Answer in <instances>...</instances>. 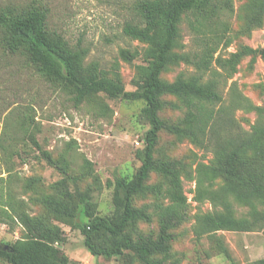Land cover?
Masks as SVG:
<instances>
[{"label": "rangeland", "instance_id": "1", "mask_svg": "<svg viewBox=\"0 0 264 264\" xmlns=\"http://www.w3.org/2000/svg\"><path fill=\"white\" fill-rule=\"evenodd\" d=\"M136 1L0 0V7L19 11L32 5L43 7L47 29L84 50V67L118 80L124 90L131 91L139 81L137 67L145 63L149 48L122 32L127 21H139ZM231 2V12L222 17L230 42L214 54L233 67L229 77H217L222 98L215 106L222 109L218 132L212 133L207 148H200L184 134L161 130L154 148V158L177 171L187 197L185 204L177 205L166 196L167 178L157 171L149 172L143 191L132 197L133 207L145 216L127 226L124 234L132 240H155L163 226L169 234L168 251L151 256L155 264H253L264 258V205L258 201L245 204L228 193L234 216L246 221L247 230L200 232V216L222 212L223 207L208 199H192L195 167L198 163L217 164L212 147L219 136L228 137L238 128L250 132L256 125L264 129V117L255 109L264 106V0ZM196 47L184 16L174 51ZM209 71L222 69L212 61ZM194 73L193 66L179 60L168 63L160 78L172 82ZM210 76L206 72L204 78ZM70 95L40 77L22 53L0 48V193L9 195L16 209L22 206L33 221L61 230L64 241L55 245L69 264H141L129 250L111 257L91 255L83 245L81 226L88 220V205L93 214L112 216L110 182L115 176L130 180L139 166L134 151L143 146L142 133L148 127L138 115L143 103L98 92L74 105ZM160 98L159 116L169 125L182 126L186 108L173 95ZM26 105L31 106L38 127L34 136L49 153L51 164L28 141H22V132L14 123L16 107ZM254 138L258 146L244 157L259 178L264 174V134ZM226 183L217 177L212 187L222 188ZM49 200L73 214L54 213ZM25 234L16 219L4 218L0 210L1 244H11ZM0 264L8 263L0 259Z\"/></svg>", "mask_w": 264, "mask_h": 264}, {"label": "trees", "instance_id": "2", "mask_svg": "<svg viewBox=\"0 0 264 264\" xmlns=\"http://www.w3.org/2000/svg\"><path fill=\"white\" fill-rule=\"evenodd\" d=\"M231 10V0H137L135 11L139 21H127L122 32L149 44V48L144 54L145 63L137 67L139 81L136 88L127 91L118 80L101 75L96 69L84 67V50L80 45L70 46L62 35L47 29L43 7L32 5L20 11L10 6L0 7V48L11 53H22L40 77L53 86L68 90L74 105L98 92L113 99L143 103L138 115L148 127L142 133L143 146L134 151L140 164L130 180L115 176L110 182L114 213L112 216H102L93 214L90 205L86 207L88 220L81 230L83 245L91 255L111 257L129 250L141 264H155L151 256L168 251L169 234L165 226L155 240L143 237L132 240L124 234L127 226L145 216L133 207L132 197L143 191L149 172L157 171L167 178L166 196L177 205L185 204L187 197L177 171L158 162L154 158V148L161 130L184 134L200 148H207L212 133L218 132L222 109L215 106L222 98L217 91V77L221 74L229 77L233 67L219 54L216 57L214 54L229 45L226 23L222 17ZM184 16L197 47L196 50L178 53L174 49L179 38V24ZM244 51L253 52L251 49ZM179 60L193 66L195 73L179 76L172 82L163 81L160 74L165 66ZM212 61L223 72L209 71ZM206 72L211 76L204 78ZM164 94L175 96L186 108L182 126L169 125L159 116L163 107L160 97ZM16 109L14 123L22 132V141H28L51 164L49 153L41 149L34 136L38 127L30 114L31 106H18ZM255 109L264 117V106ZM258 134H264L260 125L250 132L238 128L229 132L228 137L219 136L212 147L218 158L217 164L196 165L192 199H208L223 207L222 212L200 216V232L222 228L247 230L246 221L234 216L228 193L245 204L252 205V202L258 201L264 205V174L257 178L244 157L248 150L258 146L254 138ZM217 177L227 181L222 188L212 187ZM10 200L9 195L3 197L0 193L1 215L16 219L25 228L26 236L11 244L0 243L11 248V251L0 249V259L8 264H69L68 258L55 245L64 241L61 230L57 226L47 227L33 221L22 206L16 209ZM48 204L56 214H73L60 208L55 201L49 200ZM253 264H264V258Z\"/></svg>", "mask_w": 264, "mask_h": 264}, {"label": "water", "instance_id": "3", "mask_svg": "<svg viewBox=\"0 0 264 264\" xmlns=\"http://www.w3.org/2000/svg\"><path fill=\"white\" fill-rule=\"evenodd\" d=\"M0 249L11 251V248L8 245H1L0 244Z\"/></svg>", "mask_w": 264, "mask_h": 264}]
</instances>
